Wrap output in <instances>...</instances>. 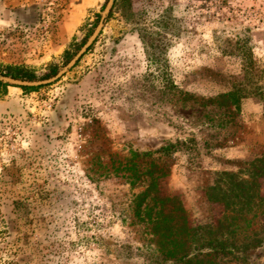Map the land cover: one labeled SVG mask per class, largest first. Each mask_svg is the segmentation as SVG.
<instances>
[{"label":"rangeland","instance_id":"rangeland-1","mask_svg":"<svg viewBox=\"0 0 264 264\" xmlns=\"http://www.w3.org/2000/svg\"><path fill=\"white\" fill-rule=\"evenodd\" d=\"M107 1L0 0V74L50 78ZM112 10L59 81L0 93V264H154L151 225L133 203L150 181L142 154L155 153L159 193L178 198L191 229L221 218L207 192L221 174L249 180L264 157V0H117ZM163 16L148 59L138 32H157ZM255 194L253 230L264 225V179ZM248 264H264V244Z\"/></svg>","mask_w":264,"mask_h":264},{"label":"trees","instance_id":"trees-1","mask_svg":"<svg viewBox=\"0 0 264 264\" xmlns=\"http://www.w3.org/2000/svg\"><path fill=\"white\" fill-rule=\"evenodd\" d=\"M116 6L117 0L113 9ZM112 14L113 10L108 17L110 18ZM98 18L99 15H97ZM167 22L163 16L156 22L157 32L147 28L139 30V39L145 48L148 59L154 58L156 49L161 47L162 43L159 40L161 34H166L165 30L169 26ZM96 23L97 21L94 23V27ZM86 38L80 43H77L76 39L73 40L69 49L63 54L64 64L68 63L81 48ZM56 72L57 67L51 65L48 76H52ZM0 73L3 71L0 70ZM5 74L15 79L34 80L36 78L34 73L25 67L10 68ZM48 76L46 75L44 78ZM164 82L167 89L175 88L168 75L164 77ZM7 88L8 85L0 83L2 95L5 94ZM41 88L43 87L20 89L24 92H34ZM182 94L185 99L190 98L189 94ZM262 116L264 119V107ZM171 148H173L172 145L161 148L156 154L168 153ZM154 154H142L143 157L150 159L146 170V176L150 178V181L144 191L133 199L137 215L141 216L143 213L152 228L153 239L151 241L155 243V248L147 246L146 251L152 258L155 256L154 264H248L256 250L264 244V225L260 223L258 228L253 230L249 226L251 220L248 219L251 213L253 214L252 218H255V213H253L255 193L259 188V180L264 179V157L249 163V180H240L233 173L221 174L217 182L218 185L207 188V192H211L208 197L209 202L221 204L224 208L221 218L191 229L186 223L184 208L178 198L163 197L159 193V179L154 175L157 172L156 161L158 159L153 158ZM133 155L139 156L137 153H133ZM136 178L138 177L136 176ZM130 184L135 186V182L131 181ZM257 206L261 208V198ZM226 212H230V215H227ZM162 229L165 230L164 233L159 234V230ZM184 230H189V232H184ZM184 235L186 238H183ZM189 237H191V241H189Z\"/></svg>","mask_w":264,"mask_h":264},{"label":"water","instance_id":"water-1","mask_svg":"<svg viewBox=\"0 0 264 264\" xmlns=\"http://www.w3.org/2000/svg\"><path fill=\"white\" fill-rule=\"evenodd\" d=\"M116 0H108L102 13L100 14L99 21L92 32V34L87 38L85 43L81 46V48L75 53V55L66 63L55 75L51 76L48 79L43 80H24V79H15L3 74H0V83L4 85H8L10 87L17 88H38L43 86H48L56 83L62 77H64L67 73H69L81 60V58L87 53L90 47L96 42V39L101 34L105 22L111 13Z\"/></svg>","mask_w":264,"mask_h":264}]
</instances>
